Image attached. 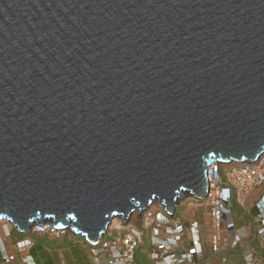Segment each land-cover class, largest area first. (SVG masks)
Wrapping results in <instances>:
<instances>
[{"label": "water", "instance_id": "water-1", "mask_svg": "<svg viewBox=\"0 0 264 264\" xmlns=\"http://www.w3.org/2000/svg\"><path fill=\"white\" fill-rule=\"evenodd\" d=\"M264 153V0H0V220L98 246Z\"/></svg>", "mask_w": 264, "mask_h": 264}, {"label": "built area", "instance_id": "built-area-1", "mask_svg": "<svg viewBox=\"0 0 264 264\" xmlns=\"http://www.w3.org/2000/svg\"><path fill=\"white\" fill-rule=\"evenodd\" d=\"M208 180L206 199L186 198L189 201L186 205L207 207L205 230L196 217L188 223L182 221L184 211L179 207L171 213L156 202L145 211L134 212L127 224L122 218H116L100 244L91 247L95 261L102 263L99 258L102 253L106 264H141L145 257L150 264H199L205 256L206 240L211 255L229 247L240 251L242 264H264L257 246L234 217L237 207L243 217L251 215L255 237L264 245V195L257 193L264 184V153L252 163L216 161L210 165ZM65 232L44 224L34 226L30 234L59 236ZM34 242L30 236L17 239L15 249ZM14 257V254L5 256L4 260Z\"/></svg>", "mask_w": 264, "mask_h": 264}, {"label": "crops", "instance_id": "crops-1", "mask_svg": "<svg viewBox=\"0 0 264 264\" xmlns=\"http://www.w3.org/2000/svg\"><path fill=\"white\" fill-rule=\"evenodd\" d=\"M258 196L264 195V184L257 191ZM191 210V216L181 215V220L188 223L194 216V207L187 205ZM235 220L239 227H244L245 233L251 237L252 244L257 246L261 257L264 260V245L255 237V227L253 217L248 215L243 217L240 214V208L235 209ZM206 220V219H205ZM4 229L0 231V264H85V258L79 254H86L90 264H98L94 255L91 252L92 244L85 240L84 236L75 234L69 230L59 236L55 235H35L29 233H19L9 225H4ZM30 236L33 240L37 237L42 238V246L37 240L33 244L24 246L20 249H15L17 239H22ZM65 240L66 244L63 243ZM205 256L199 261V264H242V256L239 250H234L229 247H224L220 253L211 255L208 242L204 241ZM78 249V251H77ZM15 255L13 260L5 261L4 257ZM223 257L227 260L223 261ZM99 258L101 264H106L104 255L101 253ZM142 261V260H141Z\"/></svg>", "mask_w": 264, "mask_h": 264}, {"label": "rangeland", "instance_id": "rangeland-1", "mask_svg": "<svg viewBox=\"0 0 264 264\" xmlns=\"http://www.w3.org/2000/svg\"><path fill=\"white\" fill-rule=\"evenodd\" d=\"M181 203H182V204L179 206V209L182 210V211H184V213H182V215H186V216H189V217H190V216H191V214H190V211H191V210H189L188 207H187V205H186V204L189 203V201L186 199V200L181 201ZM193 207H194V216H195L197 219L200 220V223L202 224V228L205 230V229H206V226H205V219H206V211H207V207H205L204 204H200L199 207H196V206L193 205ZM158 210H159V209H158ZM234 212H235V215H236L237 212H236L235 210H234ZM4 225H10L12 228H14V229L18 232V230L16 229V227L13 226L11 223H8V221L6 222V220H4V221H3V220H0V231H1V229H4V228H3ZM19 233H20V232H19ZM35 240H37L38 243L41 244L40 246H42V242H41L42 238L37 237ZM63 243L66 244L65 240H63ZM77 251H78V249H77ZM263 254H264V251H263ZM79 255L85 258V264H90L89 260L87 259L86 254H82V253H80ZM138 256H139V254H138ZM0 258H2V253H1V252H0ZM141 264H150V262H149L148 259L145 257V258L141 261Z\"/></svg>", "mask_w": 264, "mask_h": 264}, {"label": "bare ground", "instance_id": "bare-ground-1", "mask_svg": "<svg viewBox=\"0 0 264 264\" xmlns=\"http://www.w3.org/2000/svg\"><path fill=\"white\" fill-rule=\"evenodd\" d=\"M190 199H191V198H190ZM190 199H189V200H190ZM192 205H193V204H192ZM116 218H117V217H116ZM116 218H115V219H116ZM115 219H114V220H115ZM114 220L112 221V223L114 222ZM3 221H4V219H3ZM6 222H7V220H6ZM8 223H10V222L8 221ZM11 224H12V223H11ZM110 225H111V224H110ZM110 225H109V227H110Z\"/></svg>", "mask_w": 264, "mask_h": 264}]
</instances>
